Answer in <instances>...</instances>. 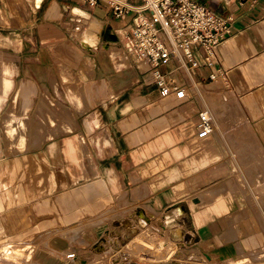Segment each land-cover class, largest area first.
<instances>
[{
  "label": "crops",
  "instance_id": "0c3cea01",
  "mask_svg": "<svg viewBox=\"0 0 264 264\" xmlns=\"http://www.w3.org/2000/svg\"><path fill=\"white\" fill-rule=\"evenodd\" d=\"M199 1L232 20L217 52L225 76L197 73L205 92L229 95L215 111L201 93L178 100L148 86L150 75L116 48L126 20L105 5L0 0V246L26 244L43 264H68L65 254L94 249L109 222L136 226L143 214L150 226L185 206L199 239L191 261L264 264V0ZM69 8L101 20L99 51L109 48H80ZM202 110L214 122L205 139ZM146 238L124 264L157 258Z\"/></svg>",
  "mask_w": 264,
  "mask_h": 264
},
{
  "label": "built area",
  "instance_id": "2783aa9c",
  "mask_svg": "<svg viewBox=\"0 0 264 264\" xmlns=\"http://www.w3.org/2000/svg\"><path fill=\"white\" fill-rule=\"evenodd\" d=\"M92 11L105 5L116 19L126 20L125 52L161 97H195L208 84L198 70H211V82L225 76L217 71L218 48L232 34V20L199 0H71ZM197 136L208 138L214 122L208 110L198 113Z\"/></svg>",
  "mask_w": 264,
  "mask_h": 264
},
{
  "label": "bare ground",
  "instance_id": "6f19581e",
  "mask_svg": "<svg viewBox=\"0 0 264 264\" xmlns=\"http://www.w3.org/2000/svg\"><path fill=\"white\" fill-rule=\"evenodd\" d=\"M28 1L37 3L38 5L42 2V0H28ZM72 8H79V7H72ZM72 8L67 9V12H68V16L70 18L71 27L73 29L72 37L76 41L78 46L80 48H82V49L83 48L86 49L88 52L86 50L85 51L89 55H96L97 53L105 50L106 48H109L107 46H103L102 50L99 51V49H100L99 45L101 43L100 35L102 34L103 28H104L103 22L101 20H98V19L96 20V19L90 18L85 13V12H87V13H89V12L87 10L83 9V8H79V9L84 10L85 12L81 11L79 9H73V11H72ZM72 13L74 15H76V16H80V17L88 20V28H89L88 29V36L89 37L87 36V34L85 32L87 25L85 23L81 22L80 18L72 15ZM81 14H84L85 16H83ZM90 15H92V14H90ZM90 36H92V37H90ZM81 37H83L84 40L80 44V40L79 39H81ZM89 38H91V40L92 39L95 40V43H92V44L86 43L85 39H89ZM113 45H116V44H113ZM108 46H112V45L108 44ZM94 51H95V53H93ZM209 89L210 88H208L206 91H209ZM197 92L201 93L203 95V97L205 98V94H204L205 89L204 88H202V87L197 88ZM205 100H206V98H205ZM206 102H207V100H206ZM149 218H151V217H149ZM135 219H136V222H137V223L134 222L136 224V226H132L133 224L131 225L130 222H124V223H122L119 226H117L116 224L112 225L111 228L109 229V232L106 233V235L103 236V238L94 247V250L96 252L95 254L97 255V257L98 256H102L103 257V256H106L108 254H111V255H114V256H112L113 257V264H124V262L122 261L123 259H121L122 255H124V253H122L124 251V248L127 247V246H130V245H133L134 243H137V240L142 238L143 232L146 231V230L148 232V230L150 228H152V226H153V225L149 226V224L147 222L149 219L146 220V218H145V216L143 214H139L137 216V218H135ZM151 219L153 221H155V223H154L155 229L154 230H156L157 232L163 231L166 234L167 239L169 240V245L170 246L166 247L165 253H166V251L174 253V250L177 249L178 247L191 246V245L199 242V239L196 236V232H195V230H194V228L192 226V221H191V219L189 217V213H188V211H187L185 206H180L178 208H175L172 211L167 212L164 215L163 219H157L155 216H153ZM81 228H82V226H81ZM85 229H87V227ZM76 230H78V229H76ZM81 233H82V231H81ZM70 240H72V239H70ZM74 241H75V239H74ZM24 245H26V244H24ZM23 247L24 246H22V248ZM53 251H55V250H53ZM29 252H30L31 255L29 254V255L25 256V259L27 260V262L35 260L37 262V264H43L42 261L38 260L36 257L33 256V254H35V252L32 253L30 250H29ZM2 255H3V253H2ZM65 256H66L67 259H71V260L76 257V255L72 254V253H66ZM0 257H2V256H0ZM193 258H194V256H193ZM23 259H24V257H23ZM3 260H4L3 261L4 264H11V263H9L7 261V258L6 259L3 258ZM173 262H176L175 264H183L184 263L183 260H175ZM189 263H191V264H201L198 261L197 262L196 261H194V262L191 261ZM17 264H21V263L17 262ZM68 264H79V263H78L77 260H75L73 262H69ZM128 264H130V263H128Z\"/></svg>",
  "mask_w": 264,
  "mask_h": 264
},
{
  "label": "rangeland",
  "instance_id": "374dc122",
  "mask_svg": "<svg viewBox=\"0 0 264 264\" xmlns=\"http://www.w3.org/2000/svg\"><path fill=\"white\" fill-rule=\"evenodd\" d=\"M22 1L26 2V0H22ZM3 12L4 11H3L2 7L0 6V19L3 18V16H2ZM0 23H2V21ZM125 28L127 29V27H125ZM125 28L122 29L121 31L117 32L118 36H120L118 40L122 39V41H121L122 43H121V45L117 46L116 48H118L119 51L121 50L120 52L123 55L127 56L126 52L123 50L124 45L126 44V37L124 38ZM116 48H115V50H116ZM112 51H114V50H111L110 52L112 53ZM104 53H106V52H104ZM127 58L129 59V57H127ZM215 86L216 85H214V87ZM211 88L212 87H210V89ZM210 89H209V91L204 92V94H205V98H206L209 106L212 108L213 111H215L217 100H223V98L225 96H229V95L223 94V93L214 94V93H212L213 91ZM109 223H110L109 224V229H110L113 224L111 222H109ZM154 223H155V221H154ZM152 225H153L152 228H150L151 230L149 229L148 232H147V230L144 231L142 238L137 240V243H134L133 245L125 247L124 251L122 253H124V255L128 257L129 254H131L133 252L134 247H137V248L141 247L140 248L141 252H144V251H142L143 248H147V245H149L146 237L147 236H154V238L152 239L153 240L152 242H154V247L152 246V248H154L153 250L157 254V256H156L157 258L152 260V261H146V260L141 259V257H138L139 259L137 261H134L135 263L130 259V261H131L130 264H136V263L137 264H175L176 262H173L175 260H184L187 262H191V258H193L194 253H195L194 250L192 249V246H194L196 243L191 245V246L178 247L177 249L174 250V253H171L168 251H166V253H165L163 243L169 242V240L167 239V237L165 239L162 236V234H160V233H163L162 231L157 232L156 230H154L155 225L154 224H152ZM108 232H109V230H107V233ZM99 235H102V234L99 232ZM23 246H24L23 248H22V245L20 246L18 244H15V245L13 244L10 246H0V253H1L0 256H2V257H0V260H1L0 264H4L3 258L4 259L7 258V261L11 264H17V262H20L21 264H35V263L37 264V262L35 260H33L34 262L33 261H30V262L28 261L29 263L27 262V260L25 259V256L30 254L29 250L32 253H33V251L31 249H29L28 246H26V245H23ZM2 253L4 256L2 255ZM69 253L75 254L76 257L72 260L67 259L68 263L77 260L79 264H113V257L112 256H114V255L109 254V255H106L103 257L102 256L97 257V255L95 254L96 253L95 250L93 248H90V247L87 249V252H85V253L84 252H82L80 254H76V252H69ZM197 253H199L200 257L203 254L201 251H198ZM124 255H122V256H124ZM33 256L35 257L34 254H33ZM153 256L154 255H147V256L142 255V257H148L151 259ZM23 257H24V259H23ZM207 257H209V256H207ZM78 258H81V259L79 260ZM260 262H261V258L259 256V259L256 261V263H260Z\"/></svg>",
  "mask_w": 264,
  "mask_h": 264
},
{
  "label": "water",
  "instance_id": "95a60500",
  "mask_svg": "<svg viewBox=\"0 0 264 264\" xmlns=\"http://www.w3.org/2000/svg\"><path fill=\"white\" fill-rule=\"evenodd\" d=\"M140 213V211L138 212V214Z\"/></svg>",
  "mask_w": 264,
  "mask_h": 264
}]
</instances>
